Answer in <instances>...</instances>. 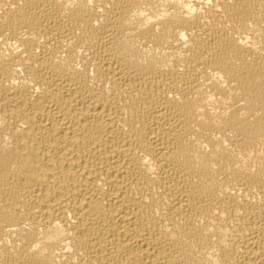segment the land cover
I'll use <instances>...</instances> for the list:
<instances>
[{
	"label": "bare ground",
	"instance_id": "bare-ground-1",
	"mask_svg": "<svg viewBox=\"0 0 264 264\" xmlns=\"http://www.w3.org/2000/svg\"><path fill=\"white\" fill-rule=\"evenodd\" d=\"M0 264H264V0H0Z\"/></svg>",
	"mask_w": 264,
	"mask_h": 264
}]
</instances>
